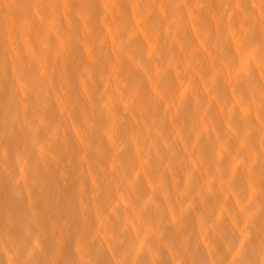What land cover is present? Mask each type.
<instances>
[{
  "label": "clouds",
  "instance_id": "obj_1",
  "mask_svg": "<svg viewBox=\"0 0 264 264\" xmlns=\"http://www.w3.org/2000/svg\"><path fill=\"white\" fill-rule=\"evenodd\" d=\"M262 218L264 0H0V264H264Z\"/></svg>",
  "mask_w": 264,
  "mask_h": 264
},
{
  "label": "rangeland",
  "instance_id": "obj_2",
  "mask_svg": "<svg viewBox=\"0 0 264 264\" xmlns=\"http://www.w3.org/2000/svg\"><path fill=\"white\" fill-rule=\"evenodd\" d=\"M99 11H100V8H99V5H97L96 14H99ZM186 40L189 43H191V44H196L197 43V37L190 29L186 31ZM54 41H55V39L53 38V42H52V44L54 43L53 45L56 44V41L55 42ZM145 43H147V42L144 40L143 37H139V36L137 37L136 49H137V51L139 53H141V52H143L146 49L151 47L150 44H149L150 47L144 46ZM146 45H148V43ZM107 55H108V63L106 65L105 69H104V72L102 73V75L104 77L111 76L113 79H115L117 74L127 75V76H129L131 78V81H132L133 84H138V85L140 83L143 84L144 92L147 91L144 94L145 96H148V94H150V93L153 94V92L151 91L152 90L151 88L154 89V87H152L153 83H152V80H151V75L148 74V73H142V72L138 71L133 66L132 63H130L127 59L121 57L119 55V53L115 50V45L113 44L111 37H109L108 44H107ZM89 56H90V54H89V51H88V43H87L86 40H82L81 42L76 43L73 46L71 52L66 57H63L60 60V63H59L61 65V66H59L60 75L62 76V78L66 79L68 81H71V84L74 86V87L72 86L70 88V90H69V94L70 95L74 94L75 96H80L81 98H84V91L85 90L83 88H81L79 86V84H78V73L80 71V67L75 65V61L79 60L81 65H88ZM199 56H200L201 63L202 64H206L207 63V53H206V51H204L202 49L200 51V53H199ZM61 63H63V64H61ZM148 63L151 65L153 63V61H148ZM135 72H139V73L134 74ZM112 74H114V75H112ZM135 75L140 77L141 79L140 78L138 79ZM93 78L96 81V91L99 92L101 89H103V80H101V79H99V78H97L95 76ZM137 80H141V81H137ZM173 80L175 82V78L174 77H173ZM72 89H73V91H71ZM149 97H151V96L149 95ZM115 111L118 112V113L122 112L123 111V106L120 105V104H117L116 107H115ZM212 111H213V113H217L218 109L215 106H213ZM192 119H195V113H193ZM217 120H218L219 125L221 124V121H222V124H223V120H221L219 118V116H217ZM133 121H135L134 120V113L132 114V116H129V122H130L129 124L132 127L137 128V129L142 128V125H143V121L142 120L141 121L139 120L140 122L138 121L139 122L138 124L137 123L133 124ZM104 122L106 123V121H104ZM222 124L220 125L221 127L223 126ZM177 146H179V144ZM212 149H214L213 145H212ZM181 150L183 152L182 148L180 149V151ZM182 155H184V154H182Z\"/></svg>",
  "mask_w": 264,
  "mask_h": 264
},
{
  "label": "bare ground",
  "instance_id": "obj_3",
  "mask_svg": "<svg viewBox=\"0 0 264 264\" xmlns=\"http://www.w3.org/2000/svg\"><path fill=\"white\" fill-rule=\"evenodd\" d=\"M52 42H53V40H52ZM54 42H55V41H54ZM53 44H54V43H53ZM143 44H144V43H143ZM146 44H147V43H145L144 46H147V47H150V46H151V45L149 46V44H148V45H146ZM54 46H55V45H54ZM147 47H146V48H147ZM143 52H144V51H143ZM143 52H141V53H143ZM61 64H63V63H61ZM122 65H123V64H122ZM59 66H61V65L59 64ZM137 73H139V72H135L134 74H137ZM114 74H115V73H114ZM114 74H112V75H114ZM115 75H116V74H115ZM135 76H136V75H135ZM113 77H114V76H113ZM136 77H137L138 79L140 78V77H138V76H136ZM140 79H141V78H140ZM151 80H152V77H151ZM137 81H141V80H137ZM70 82H71V81H70ZM150 82H151V81H150ZM173 82H174V80H173ZM150 84H151V83H150ZM139 85H140V87H141L142 92H144V90H143V88H144L143 84L140 83ZM73 87H74V86H73ZM152 87H154L153 84H152ZM151 89H152L151 91L153 92L154 89H153V88H151ZM71 91H73V89H72ZM146 92H147V91H146ZM146 92H144L143 94H145ZM71 93H72V92H71ZM73 95H74V94H73ZM146 95H147V94H146ZM149 95L152 96L153 94L150 93V94H148V96H149ZM132 119H133V118H132ZM134 120H135L136 122L133 121V124H134V123H137V124H138V123L141 121L140 117L137 116L135 113H134ZM139 120H140V121H139ZM138 121H139V122H138ZM131 122H132V121H131ZM129 123H130V122H129ZM137 124H136V125H137ZM221 124H222V121H221ZM221 124H220V125H221ZM222 125H223V124H222ZM222 127H223V126H222ZM209 146H210L211 148H210ZM177 147H179V146H177ZM206 150H207L209 153H211L214 149H212V145L209 144V145H207ZM180 152H181V155L184 154V153L182 152V150H181ZM198 179H199V178H198ZM143 187H146V185H143L142 188H143ZM262 220H264V218H262ZM188 223H190V224L192 223L191 218H188Z\"/></svg>",
  "mask_w": 264,
  "mask_h": 264
}]
</instances>
